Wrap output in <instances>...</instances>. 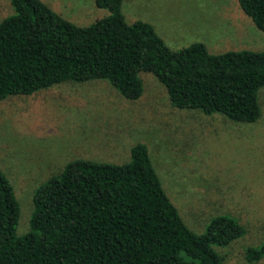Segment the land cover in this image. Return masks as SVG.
Listing matches in <instances>:
<instances>
[{
    "label": "trees",
    "instance_id": "16d2710c",
    "mask_svg": "<svg viewBox=\"0 0 264 264\" xmlns=\"http://www.w3.org/2000/svg\"><path fill=\"white\" fill-rule=\"evenodd\" d=\"M264 32V0H236ZM121 0H94L107 14L78 26L40 0H9L0 19V99L63 80L105 79L123 97L141 93L150 72L177 108L237 122L259 115L264 50L209 53L200 42L170 49L151 24L127 23ZM28 229L15 233L19 206L0 171V264H223L213 245L242 233L224 215L193 233L165 195L146 147L134 144L120 164L75 159L32 193ZM264 246L247 249L255 261Z\"/></svg>",
    "mask_w": 264,
    "mask_h": 264
},
{
    "label": "rangeland",
    "instance_id": "374dc122",
    "mask_svg": "<svg viewBox=\"0 0 264 264\" xmlns=\"http://www.w3.org/2000/svg\"><path fill=\"white\" fill-rule=\"evenodd\" d=\"M40 1L78 26L107 14L94 0ZM120 11L127 23L151 24L170 49L200 42L213 54L264 50V32L236 0H121ZM12 13L9 0H0V19ZM138 76L134 99L105 79L63 80L0 99V171L19 206L15 233L28 229L33 190L67 162L124 163L139 143L189 230L202 233L217 215L242 227L227 244L213 245L223 264H264V255L245 256L264 246V85L257 90L258 117L237 122L177 108L150 72Z\"/></svg>",
    "mask_w": 264,
    "mask_h": 264
}]
</instances>
